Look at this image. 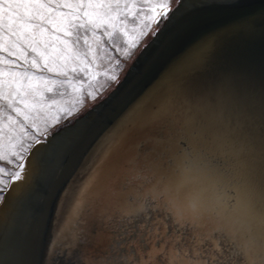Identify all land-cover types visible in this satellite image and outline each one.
Masks as SVG:
<instances>
[{
    "label": "snow or ice",
    "instance_id": "6c2138e0",
    "mask_svg": "<svg viewBox=\"0 0 264 264\" xmlns=\"http://www.w3.org/2000/svg\"><path fill=\"white\" fill-rule=\"evenodd\" d=\"M172 11V0H0V203L21 178L33 144L47 146L82 114L90 119L86 101L95 105L91 111L104 107L133 51L147 48L149 36L159 38ZM49 109L55 115L46 116ZM128 119L106 126L61 191L57 212L66 210L65 220L76 225L65 243H75L49 260L74 253L99 225L116 235L76 264H264V165L259 176L249 170L238 180L250 192L259 189V202L238 194L201 213L161 164L149 196L129 195L111 215H98L107 169L128 166L117 159ZM230 252L235 260L225 259Z\"/></svg>",
    "mask_w": 264,
    "mask_h": 264
},
{
    "label": "bare ground",
    "instance_id": "6f19581e",
    "mask_svg": "<svg viewBox=\"0 0 264 264\" xmlns=\"http://www.w3.org/2000/svg\"><path fill=\"white\" fill-rule=\"evenodd\" d=\"M236 1L182 0L189 13L135 69L131 84L65 143L66 137L57 135L47 146L33 147L23 177L0 205V264H76L116 235L93 226L74 253L49 260L52 252L75 243H65L76 225L65 220L66 210L64 216L57 212L61 191L76 178L106 126L124 114L129 117L127 136L117 159L128 166L107 169L98 215H111L129 195L149 196L150 176L161 164L171 170L176 184L186 187L201 213L238 194L259 202V189L250 192L238 180L249 170L259 176L264 165V10L196 12ZM243 20L253 23L241 24ZM209 36L213 41L202 43ZM197 44L194 54L183 55ZM37 195L36 209L29 213ZM157 223L163 225L162 220ZM236 255L230 252L225 259Z\"/></svg>",
    "mask_w": 264,
    "mask_h": 264
},
{
    "label": "water",
    "instance_id": "95a60500",
    "mask_svg": "<svg viewBox=\"0 0 264 264\" xmlns=\"http://www.w3.org/2000/svg\"><path fill=\"white\" fill-rule=\"evenodd\" d=\"M181 4H182V0H179L178 5L173 9L174 11L170 12V14H169L170 17H171V19H169L167 21H164L163 28L161 30V33H160L159 38L157 40H155V41H152V38H151L148 41V43H147V45H148L147 48H144V50L142 52L140 51L138 53V55L135 57V59L133 60V62L131 63V65L128 67V69L129 68H132L133 66L135 67V69H137V67H139V65H141V63H143L144 61H146L147 56L150 53H152V50H154V48L158 45V42L163 37V35H165V33L168 30H170V28L178 20H180L182 17H184L186 14L189 13V9L190 8L183 9L181 7ZM210 8H213V7H203V8H200V9L196 10V12L203 11V10L206 11L207 10V12L208 11H210V12H214V11L220 12L221 11L222 13H234V12H236V10L237 11H239V10H243V11L246 10L247 11L249 9L250 10H255V9H260V8L262 10H264V0H238V1L232 3V4L228 5V6H223L222 8H220V7L219 8L216 7L215 9L214 8L213 9H210ZM128 69L125 72L124 76L122 77V79H121L122 82L119 85V87L114 92L111 93L110 98H108V99H106L104 101V107L100 108L98 112L97 111H91L90 109H92L95 106V105H93L87 111L84 112V113H86V115L88 117H90V119H85L84 118V115L82 114L78 120H74L73 121L72 127L70 129H68L67 131H61L60 132V134H59V138L60 139L66 137L65 140L63 141V143H65V141L69 138V136L71 135V133L75 132V130H84L85 129V126L87 124H89L94 118H96V116L101 111H103L108 106V104L110 102H112L119 95V93L123 91V89H125V87L127 85H129V84H131L133 82V79L134 78L132 79V76H133L132 74H134L133 72L135 70L134 71H128ZM106 96H109V93ZM59 143H61V142H59ZM63 143H61L62 146H63ZM52 163H53V161L51 162V165H52ZM43 184H44V182L42 183V185ZM41 187L42 186H40V188ZM40 188H39V194H40V191H41ZM38 195L35 196L32 199L31 204L28 206L27 211L29 213H30L31 210H32V212H34V210L36 209V207H34V206H36V204H37L36 202H38L37 201ZM28 212H26V215L28 214Z\"/></svg>",
    "mask_w": 264,
    "mask_h": 264
},
{
    "label": "rangeland",
    "instance_id": "374dc122",
    "mask_svg": "<svg viewBox=\"0 0 264 264\" xmlns=\"http://www.w3.org/2000/svg\"><path fill=\"white\" fill-rule=\"evenodd\" d=\"M179 3V0H172V8L174 9ZM151 39V37L149 36L148 38L145 39L144 43H148V41ZM143 45H141L142 47ZM140 52V48H137L133 51V55L131 57V59H129L125 64H124V71L120 73V77L122 79V77L124 76L125 72L127 71L128 67L131 65V63L133 62V60L135 59V57L138 55V53ZM117 72H119L120 70L117 69ZM101 82H103V77H101ZM113 87H115V85H113ZM108 93L105 92L104 95L106 96ZM94 104L92 102H88L86 101V105L85 108L83 109V112L87 111L90 107H92ZM45 115L48 117H51L53 115H55V109H49L46 110ZM75 120V119H74ZM41 127H43V123L41 121ZM35 146V144H33V147ZM25 172V168L22 172L21 178L23 177V174ZM20 178V179H21ZM19 179V180H20ZM8 192V191H7ZM7 192L3 193V195L6 197ZM6 200V199H5ZM4 203V202H3ZM3 203H0V205H2Z\"/></svg>",
    "mask_w": 264,
    "mask_h": 264
}]
</instances>
